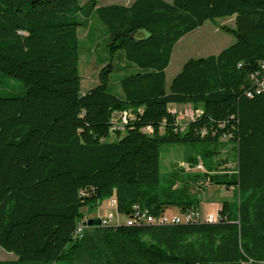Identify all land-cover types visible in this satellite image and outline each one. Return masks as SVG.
Instances as JSON below:
<instances>
[{
    "label": "trees",
    "instance_id": "16d2710c",
    "mask_svg": "<svg viewBox=\"0 0 264 264\" xmlns=\"http://www.w3.org/2000/svg\"><path fill=\"white\" fill-rule=\"evenodd\" d=\"M94 15L108 52L122 51L139 70L119 80L122 94L112 91L111 62L80 92L78 29ZM225 18L233 26L219 28L233 43L187 60L167 87L177 42ZM263 61L264 0H0V75L25 90L0 96V247L17 256L0 264H76L82 254L86 264L264 262V89L251 78ZM171 104L198 113L182 124ZM122 110L134 118L111 133ZM165 144L199 146L188 164L201 162L204 180L238 200L224 201L213 223L92 226L74 240L82 209L113 196L126 218L135 206L155 217L200 209L176 170L161 188ZM228 144L235 163L221 158Z\"/></svg>",
    "mask_w": 264,
    "mask_h": 264
},
{
    "label": "rangeland",
    "instance_id": "374dc122",
    "mask_svg": "<svg viewBox=\"0 0 264 264\" xmlns=\"http://www.w3.org/2000/svg\"><path fill=\"white\" fill-rule=\"evenodd\" d=\"M99 5L109 3L125 4L127 0H97ZM171 2L172 0H165ZM79 20L84 19V15L78 16ZM233 26V18L218 19L217 21H206L198 29L185 35L174 47L170 65L166 69L167 87L172 79L180 72L184 63L191 58L206 57L215 55L222 49L229 46L234 38L232 35L220 30L219 25ZM79 33V71L81 75L82 94L99 84V73L108 63L115 67L111 74L112 91L116 94H122L119 80L127 75L138 72V68L132 65L124 56L122 51L111 55L108 52L107 45L109 36L106 28L101 24L97 15H94L88 26H81ZM25 90L20 80L12 79L0 75V96L24 95ZM171 110L175 111L182 124L187 123L195 114L194 108L189 104L170 105ZM114 138V137H112ZM199 146L165 144L161 146L160 168H161V188L167 185L171 174L176 170L178 172V186L189 182L191 185V194L199 200L200 210L204 217H216L224 201H237V192L232 189H224L209 184L204 180L201 173L206 170L203 167L198 169L188 164L189 155H198ZM221 158H229L233 163L236 161L235 150L232 144L226 145L222 149ZM197 174V175H195ZM197 176V177H195ZM195 178V179H194ZM116 200L113 196L105 199L96 208L85 207L82 209L84 218H104L110 213L117 214L116 206L112 203ZM169 216L180 215L178 207L172 206L165 211ZM83 218V219H84ZM119 222L126 223V216L119 215ZM91 228V227H89ZM86 230V229H85ZM17 256L12 252H7L0 247V261L15 260ZM69 259L60 260L56 264H67ZM88 259L82 254L81 258L76 259V264H86Z\"/></svg>",
    "mask_w": 264,
    "mask_h": 264
},
{
    "label": "built area",
    "instance_id": "2783aa9c",
    "mask_svg": "<svg viewBox=\"0 0 264 264\" xmlns=\"http://www.w3.org/2000/svg\"><path fill=\"white\" fill-rule=\"evenodd\" d=\"M251 78L257 84H259L258 92H260L261 89H264V61L260 63L259 70L251 74ZM171 111L176 113L173 110ZM197 113L198 111H195V114L190 119H192ZM133 118H134V115L129 110H122V111L114 112L112 119H111L110 132L111 133L125 132L127 125L133 120ZM183 128H184V125H183ZM147 130H149V128ZM197 168L198 169L203 168V165L201 162L198 164ZM112 203L116 206V211H117L116 200L113 201ZM135 209H136V212L134 216L126 218L127 225H134V224H140V223L151 224V222H163V225L189 223V222H201V221H207V222L213 223L218 220V216L204 217L200 209H192L184 213L181 212L180 215H172V216H169L167 213H163L162 215L158 217L151 215L147 210L146 211L139 210L138 206H135ZM119 215L120 214H118V212L117 214L110 213L107 217L101 218V225L108 226V225L120 224L119 218H118ZM87 220H88L87 218H84V219L79 220V222L77 223L76 229L73 234L74 240H79L83 238L85 229L88 227L86 224ZM252 262H253L252 260H248L244 264H252ZM260 264H264V262H261Z\"/></svg>",
    "mask_w": 264,
    "mask_h": 264
},
{
    "label": "water",
    "instance_id": "95a60500",
    "mask_svg": "<svg viewBox=\"0 0 264 264\" xmlns=\"http://www.w3.org/2000/svg\"><path fill=\"white\" fill-rule=\"evenodd\" d=\"M86 224L88 227L101 226V219L100 218H91V219L87 220Z\"/></svg>",
    "mask_w": 264,
    "mask_h": 264
},
{
    "label": "crops",
    "instance_id": "0c3cea01",
    "mask_svg": "<svg viewBox=\"0 0 264 264\" xmlns=\"http://www.w3.org/2000/svg\"><path fill=\"white\" fill-rule=\"evenodd\" d=\"M133 1H134V0H127L126 3L123 4V5H129V4H131ZM109 4H115V3H109ZM109 4H106V5H109ZM232 43H233V42H232ZM232 43H231V44H232ZM171 105H175V104H171ZM201 207H202V205H201Z\"/></svg>",
    "mask_w": 264,
    "mask_h": 264
},
{
    "label": "bare ground",
    "instance_id": "6f19581e",
    "mask_svg": "<svg viewBox=\"0 0 264 264\" xmlns=\"http://www.w3.org/2000/svg\"><path fill=\"white\" fill-rule=\"evenodd\" d=\"M159 224H163V222H158Z\"/></svg>",
    "mask_w": 264,
    "mask_h": 264
}]
</instances>
